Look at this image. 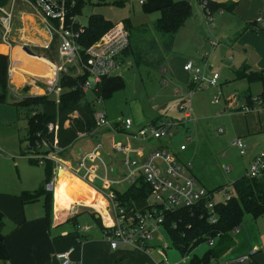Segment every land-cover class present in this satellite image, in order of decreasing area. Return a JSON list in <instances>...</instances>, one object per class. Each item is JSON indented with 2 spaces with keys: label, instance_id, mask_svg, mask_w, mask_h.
<instances>
[{
  "label": "rangeland",
  "instance_id": "obj_1",
  "mask_svg": "<svg viewBox=\"0 0 264 264\" xmlns=\"http://www.w3.org/2000/svg\"><path fill=\"white\" fill-rule=\"evenodd\" d=\"M213 1L225 3L229 0ZM97 2L98 0H84L82 10L77 17V21L81 25L87 24L88 16L91 13L101 14L104 18L109 19L112 24L125 19H132L134 23H149L156 18H153V15L148 16L150 18L143 16L136 2L125 1L120 5L111 3V0L107 4H98ZM188 2L192 9V20L190 19L186 23L187 25L176 30V39L179 40V43L174 46V51L169 54L163 64L165 69L163 74L161 68L138 65L132 55H125L115 70V74L123 79L124 88L115 91L103 102L97 100L92 90L86 93L85 98L94 104L96 114L105 111L107 120L111 122L130 118L133 122L143 120L142 125H147L152 120L159 121L167 117L172 119L181 118L182 112L178 109V104L184 98L189 97L193 120L188 121L186 125L183 124L184 127L175 128L177 133L174 137L168 139L163 137L160 140L166 143L170 139L169 146L164 145V148L174 152L178 150L182 142L192 148L194 170L201 176L204 174V181L207 184L219 182L232 184L236 179L247 174L251 159L264 152V133L250 137L244 136L243 132L239 131V127L241 128L243 125L241 117H237V121H232L229 115L236 114V102L239 101V105L244 107L247 94H252V98L256 97L261 91L262 82H249L246 79L247 77L239 76L242 72L241 65L245 51L239 43H236V37L243 30L240 28V22L245 13L242 10H227L219 7L207 15L203 10L205 0H188ZM0 3L6 5L5 0ZM157 15H159V12L156 13ZM255 15L252 13V17H255L256 20L262 16ZM191 23L202 24L205 30L207 28L209 39L202 38L200 44L196 33L187 32V28ZM241 24L244 25L245 22L242 20ZM256 29L264 30V27L258 25ZM55 40V43L58 42L57 38ZM50 46L46 50L48 52L51 50L52 54L47 55L54 57L55 46ZM25 49L29 50L27 46ZM34 50L38 51L37 48ZM247 53L249 59H255L253 52L248 51ZM178 54L185 61H191L194 66L198 65L203 68L208 76L217 73L219 75L217 84L212 87L202 85L190 91V72L183 70V61H178L176 58ZM57 57L56 50L54 58ZM208 66L211 67V70L208 69ZM168 69L172 77L168 75ZM61 90L62 88L56 87L47 95L49 94L52 99L57 100ZM218 91L222 92L221 98L219 101H214L213 96ZM257 108L255 106V109ZM241 112L247 113L248 111L243 109ZM16 113L15 106L3 107L0 105V141L3 140L8 147L2 148L4 152H0V179L3 180L0 183L1 191L17 192L22 188V185L23 187L35 185L39 187L45 177L44 166L32 164L28 159V155H21V152L25 151L27 147V142L24 140L27 119L23 109L20 115H16ZM235 122L238 129L234 127ZM133 128H136L134 123ZM220 128L224 130L223 133H218ZM111 129H103L101 132L94 133L90 138L77 139L74 142L73 149L79 152L80 147L84 144L101 142L104 146L101 149L102 158L110 166L111 163L108 157L103 154V151H106L107 146L110 147L115 141L131 142L138 146L148 143L147 141L138 140L127 141L124 134H109L108 131L113 132ZM11 131L16 132V138H7V133ZM237 139L249 148L246 149L243 155L233 145V142ZM114 157L115 176L120 178L126 174L122 162L120 164L122 154L115 153ZM180 159L184 160L182 157ZM99 171L102 173V170ZM115 187L119 191H123L128 187V183L123 181ZM224 190L221 189L215 192L213 199L222 201L225 193H227ZM160 234L168 246L165 249L166 259H164V264H186L190 257L201 258L210 248L207 242H204L198 245L188 255L189 257H183L172 246L165 228L160 230ZM153 236L155 238L149 241V245L153 246L150 250L160 259L161 255L165 253L159 248L158 244L160 242L156 239L157 234Z\"/></svg>",
  "mask_w": 264,
  "mask_h": 264
},
{
  "label": "crops",
  "instance_id": "obj_2",
  "mask_svg": "<svg viewBox=\"0 0 264 264\" xmlns=\"http://www.w3.org/2000/svg\"><path fill=\"white\" fill-rule=\"evenodd\" d=\"M170 1L171 0H145L143 4L136 3L139 5V11L143 16L148 17L153 15V18H157L159 15L156 16V13L159 12V8ZM233 2H235L234 7L232 8L233 10H242L243 13L246 14L242 16L240 22V28L243 30L240 31L236 37V43H239L245 51L244 59L241 65L242 72L239 76L246 77L248 72L251 71L257 72V74L261 73L264 76V30L256 29V27L261 24L257 22L255 17H252V13L256 14L255 16L263 15L264 0H234ZM83 5L84 0L80 6L79 12H81ZM191 17L192 9L190 16L181 27L187 25L186 23L190 19L192 20ZM127 20L132 26L144 24L134 23L132 19ZM242 20L245 22L244 25L241 24ZM150 23L152 22L150 21L148 24ZM207 31V28L205 30V27H203L202 24L197 23H191L187 28L188 33H196L198 35L197 40L200 44L202 43V38L209 39L210 36ZM12 37L14 40L12 48L7 47V45L1 43L0 41V53L7 54L9 58L7 75L11 90L10 95L13 96L10 98L9 95V99L12 101L28 95L47 94L46 90L53 79L51 64L54 63L59 66L62 63L58 52V37L56 35L53 36L47 29L40 14L36 13L28 5L20 2L16 4V8L14 10ZM56 38L58 42L55 43ZM47 42H49L51 46H55L54 57L57 50V58L47 55L52 52L51 50L48 52L46 50L48 48H44L43 45ZM177 43H179V40L176 39L175 34L172 49L165 56L164 63L166 62L169 54L174 51V46L177 45ZM24 44L27 45L30 52L25 49ZM35 48H37L38 51H35ZM248 51L253 52L255 59L248 58ZM125 55L132 54L130 50L128 53L123 54L119 58V63ZM176 58L178 61H183V65L187 62L180 54H178ZM41 60L43 63H40ZM208 69L211 70V67L208 66ZM115 70L109 76H119L118 74H115ZM167 71L168 75L172 77L170 70L168 69ZM77 73L78 67L76 64H68V71L66 74L76 76L78 75ZM189 85L190 87L192 85L191 74ZM57 87L59 88V86ZM260 93H258L254 98H252V94H247L244 104L245 108L241 107L238 101L236 102L235 107L237 111L235 112L236 114L229 115L232 121H237V117H241L243 125L241 128L239 127V131L241 130L244 136L250 137L264 133V108L259 107L258 103L254 102V100L259 97ZM251 99L253 101H251ZM250 101L253 103V108L248 107ZM0 105L3 107L14 106L8 102L0 103ZM255 106L258 108L255 109ZM243 109H246L248 112H241ZM109 122L110 127H101L97 130L95 129L92 133L80 134L77 139L90 138L94 135V133H98L103 131V129L109 128H112L111 130H113V132L108 131L109 134H124L121 127L122 119ZM152 122L154 121L152 120L151 123ZM133 123L137 127L143 124V120ZM185 125H183V127ZM234 127L238 129L236 122L234 123ZM223 132L224 130L222 129L221 133ZM176 133L177 129L173 130V135L171 137H174ZM125 137L127 141H137L136 139L126 135ZM7 138H16V132H8ZM168 138L170 137H167V139ZM74 142L58 155L61 167H57L55 170V191L52 193V207L48 218L45 215L43 197H40L37 201L27 203H23L20 199L22 191L35 190L38 188L36 187L37 185L31 187H23L22 185V188L17 192L0 190V211L4 217L2 231L6 236L4 242L8 253V258L0 260V264H59V260L55 255L68 250L71 251L69 254L70 259L79 262V264H157L161 261L164 262V259H166L165 252H163L165 254H162L159 259L158 256L151 253L152 250L150 249L141 250L129 246H119L112 249L109 246V243L104 236V227L113 222L111 203L102 192L83 182L70 172L75 169L79 156L82 153L91 151L98 142L94 144L90 142L89 145L84 144L80 147L81 150L79 152L73 149ZM168 143H170V139L167 140L166 143H163L161 140H157L139 146L134 145L131 142L122 143L120 141H115L110 145V147L107 146V149L106 151H103V154L108 157V160L111 163L110 166L115 169L113 166L115 159L113 146L116 144L126 145L131 149L141 148V155L132 153L131 151V156L142 159L149 151L158 147L164 148V145L169 146ZM181 144H183V142ZM185 146V150L182 151H180L179 148L176 152L171 150L168 151L177 154L180 158L182 157L185 160H189L192 165V173L201 184L209 190L215 189L220 185L225 186L223 189L227 188L226 190L231 187V184L222 182L207 184L204 181V174L201 176L194 170L193 149L189 148L187 145ZM102 147L104 148L103 144ZM2 148H8L3 140L0 141V152H4ZM246 149L249 148L246 146L244 152ZM100 156L102 158L101 150ZM122 158L120 160V164L122 162ZM90 164L96 165L98 173H101V171H99L101 170V166L98 161L91 162ZM2 181L3 180L0 179V183ZM96 184L99 185L97 182ZM57 188H63L69 192V200L64 202V204H61L59 214H56L55 209ZM232 238L234 240V244L219 257L210 258L206 264H237L235 263V260L241 256H244V259L238 264H264V212L257 217L246 215L239 228L233 232Z\"/></svg>",
  "mask_w": 264,
  "mask_h": 264
},
{
  "label": "built area",
  "instance_id": "obj_3",
  "mask_svg": "<svg viewBox=\"0 0 264 264\" xmlns=\"http://www.w3.org/2000/svg\"><path fill=\"white\" fill-rule=\"evenodd\" d=\"M6 5L0 3V41L13 47L12 25L14 19V10L17 3H24L40 14L46 24L47 29L53 36L59 39V56L62 60L61 65L51 64L53 79L47 88V93H51L57 86L61 73H67L68 64L74 63L78 67V75H85V80L81 85L84 95L90 90L94 92L97 85L109 76L117 67L119 58L129 47L130 32L126 28L124 21L113 23L95 42L84 49L83 55L81 48L76 43L81 24L77 21L78 7L83 0H5ZM143 4L145 0H128ZM257 22L264 26V13L257 19ZM78 25L75 31L72 26ZM21 41V40H20ZM26 48V44H24ZM49 48L50 43L43 45ZM183 69L191 74L192 85L190 88H196L205 85L212 87L217 84L219 75L213 73L210 76L205 73L200 66H194L191 61L183 65ZM165 81V79H164ZM222 92L214 94L213 100L219 101ZM98 101H103L102 97H97ZM178 109L182 112L179 119L165 118L152 124H144L133 128V122L130 118H125L121 122L123 133L139 141H157L161 138L171 137L176 127L183 126L193 119L191 112V103L189 97L184 98L178 104ZM96 130L101 127H110V122L106 118L105 111L95 114ZM52 124H48L51 130ZM222 132V128L218 133ZM46 143L44 142V146ZM240 154L244 153V143L237 139L233 142ZM102 144L98 142L95 147L86 153H82L72 174L77 176L83 182L102 192L111 203L113 211V222L104 227V236L112 249L119 246H129L135 249H151L149 241L156 239L160 242L159 248L162 252L168 248L164 242L160 230L164 228V211L182 206H194L200 202L204 203L207 211H213L217 201L213 199L215 192H211L201 184L192 173V165L189 160H181L180 157L162 147L155 148L144 155L142 159L134 158L132 153L142 154L141 148L131 149L126 145L116 144L113 146L115 153L123 154L122 164L126 169V174L118 178L115 176V169L108 166L100 156ZM185 144L179 146V150H185ZM1 151V149H0ZM63 149L54 147L48 153H33L28 155L43 164L45 159L54 162L55 170L61 167L58 155ZM98 161L101 165L102 173H98L97 166L90 164ZM264 169V152L255 156L250 163L247 175L255 177ZM142 177L150 187V193L146 199L144 207L129 208L121 205L116 197V185L126 181L128 185L132 184L136 178ZM99 183V185L96 184ZM46 189L55 191L54 177L46 183ZM227 189V188H226ZM220 191V190H219ZM225 191V190H224ZM226 192V191H225ZM229 195L225 193V201ZM213 214L210 215L212 217ZM214 221V220H213ZM214 238L207 240V244L212 246ZM70 250L56 254L59 264H79L70 259ZM244 259L241 256L235 260L240 263ZM189 261V260H188ZM157 264H164L159 262ZM187 264V263H186Z\"/></svg>",
  "mask_w": 264,
  "mask_h": 264
},
{
  "label": "trees",
  "instance_id": "obj_4",
  "mask_svg": "<svg viewBox=\"0 0 264 264\" xmlns=\"http://www.w3.org/2000/svg\"><path fill=\"white\" fill-rule=\"evenodd\" d=\"M3 0H0L2 2ZM83 2V1H82ZM78 7V13L80 6ZM110 0H98V4H107ZM125 0H111L113 4H123ZM235 5L233 1L216 3L205 0L204 12L209 15L219 7L231 10ZM191 14V5L187 0H171L159 8V16L150 24L144 23L132 26L127 19L124 20L126 28L130 32L129 47L123 53L131 52L134 61L138 65H146L161 68L164 73V59L171 51L176 30L183 25ZM112 22L101 14L91 13L88 22L81 25L76 43L84 49L95 42L110 26ZM72 28L77 31L78 25ZM9 58L5 53H0V103H11L17 110V115L24 114L27 119L25 139L26 150L22 155L33 153H48L53 148L59 147L65 150L80 134L92 133L96 129L94 104L85 98L81 85L85 75L72 76L61 73L58 81L62 88L58 100L49 95H28L10 100L11 90L8 82L7 68ZM247 79L262 82V91L254 102L264 108V76L257 72H248ZM124 81L120 76H107L94 91L96 98H109L112 93L124 88ZM251 101H253L251 99ZM248 107L253 108L252 102ZM256 103V104H257ZM157 121L152 122V124ZM48 124H52L51 130ZM44 142L46 143L44 146ZM61 153V152H60ZM32 164H39L38 160L28 157ZM45 177L42 184L35 190L22 191L20 199L23 203L37 201L43 197L45 215L48 218L51 212L52 191L46 189V183L55 175L54 162L45 159ZM225 186L210 189L211 192L219 191ZM116 197L121 205L129 208L144 207L150 193L149 185L142 177L128 185L123 192L115 190ZM229 197L225 201H217L213 211H207L204 203L197 206H182L164 211V228L171 239L172 246L183 257H187L201 243L214 238V244L203 257H190L187 264H206L210 258H217L225 253L233 244V232L239 228L246 215L257 217L264 212V169L255 177L243 175L236 179L230 189L226 190ZM56 214H59L61 204L69 200V192L63 188L56 189ZM213 214L212 217L210 215ZM214 220V221H213ZM4 217L0 211V260L7 259L8 253L5 246V234L3 233ZM189 257V256H188Z\"/></svg>",
  "mask_w": 264,
  "mask_h": 264
},
{
  "label": "bare ground",
  "instance_id": "obj_5",
  "mask_svg": "<svg viewBox=\"0 0 264 264\" xmlns=\"http://www.w3.org/2000/svg\"><path fill=\"white\" fill-rule=\"evenodd\" d=\"M31 57H32V56H31ZM31 57H30V58H31ZM33 60H34V59H33ZM33 60H32V62H33ZM41 62L43 63V61H42V60L40 61V63H41ZM41 66H42V65H41Z\"/></svg>",
  "mask_w": 264,
  "mask_h": 264
},
{
  "label": "water",
  "instance_id": "obj_6",
  "mask_svg": "<svg viewBox=\"0 0 264 264\" xmlns=\"http://www.w3.org/2000/svg\"><path fill=\"white\" fill-rule=\"evenodd\" d=\"M28 52H30L29 50H27ZM13 96L12 95H10V98H12Z\"/></svg>",
  "mask_w": 264,
  "mask_h": 264
}]
</instances>
